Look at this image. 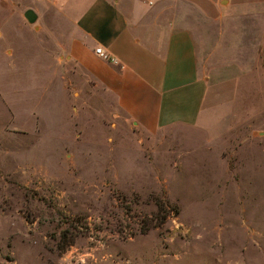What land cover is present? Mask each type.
Masks as SVG:
<instances>
[{"label":"rangeland","instance_id":"obj_1","mask_svg":"<svg viewBox=\"0 0 264 264\" xmlns=\"http://www.w3.org/2000/svg\"><path fill=\"white\" fill-rule=\"evenodd\" d=\"M58 2L0 9V264H264V0L203 57L218 125L154 131L73 60Z\"/></svg>","mask_w":264,"mask_h":264},{"label":"crops","instance_id":"obj_2","mask_svg":"<svg viewBox=\"0 0 264 264\" xmlns=\"http://www.w3.org/2000/svg\"><path fill=\"white\" fill-rule=\"evenodd\" d=\"M10 1L0 0V9ZM249 2L64 0L62 9L74 20L73 60L128 117L147 131L171 125L211 130L218 125L212 87L219 73L209 76L203 57L218 50L222 20L245 12ZM95 48L116 63L99 58Z\"/></svg>","mask_w":264,"mask_h":264},{"label":"built area","instance_id":"obj_3","mask_svg":"<svg viewBox=\"0 0 264 264\" xmlns=\"http://www.w3.org/2000/svg\"><path fill=\"white\" fill-rule=\"evenodd\" d=\"M94 52L96 55H98L102 59H108L110 62L116 63L115 59L108 58L107 54L101 49V48H95Z\"/></svg>","mask_w":264,"mask_h":264},{"label":"water","instance_id":"obj_4","mask_svg":"<svg viewBox=\"0 0 264 264\" xmlns=\"http://www.w3.org/2000/svg\"><path fill=\"white\" fill-rule=\"evenodd\" d=\"M24 17L27 18V19H32L34 17L33 13L31 11H26L24 13Z\"/></svg>","mask_w":264,"mask_h":264}]
</instances>
